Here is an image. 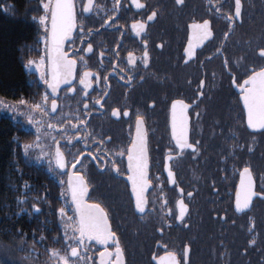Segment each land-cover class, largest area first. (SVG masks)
<instances>
[{
  "label": "flooded vegetation",
  "instance_id": "obj_1",
  "mask_svg": "<svg viewBox=\"0 0 264 264\" xmlns=\"http://www.w3.org/2000/svg\"><path fill=\"white\" fill-rule=\"evenodd\" d=\"M140 2L157 10L158 19L149 22L145 34L136 36L131 25L142 20L146 10L137 9L131 0H120L119 7L116 0H92L91 5L88 0H74L77 28L72 41L75 43H67L64 51L70 59L77 58L75 79L59 91L58 109L54 113L51 111V92L45 84L49 99L39 107L40 110L47 108L44 112L48 122L47 135L51 139L47 141V160L35 159V131L17 121L28 136H33L31 144L27 143L29 150L26 153L49 166L58 178L62 190L60 208L64 207L67 213L63 220L58 214L59 242L55 249L46 251L42 263L62 264V258L66 257L69 264H100L99 253L105 251L103 245L93 241L79 246L78 257L71 256L68 245L75 246L78 242L74 237L79 234L66 230L64 223L78 221L68 185L75 170L70 167L64 171L59 169L56 155L59 148L66 161L72 160L70 152L81 159L84 167L78 164L77 169L88 181V202L100 203L108 212L112 229L124 249L123 264H172L169 252L179 256L186 245L191 247L187 264H264V200L254 199L252 208L245 213L235 211V195L240 192L244 166L252 168L256 190L264 189V130L253 132L247 127V114L237 86H243V80L252 69L259 70L264 66V59L259 56V49L264 47V0H241L242 16L231 28L225 16L234 13L235 0H185L183 5L176 4L175 0ZM89 7L90 11H82ZM204 20L211 21L213 35L201 42L197 30L189 25ZM226 32L228 37L224 40ZM144 35L148 37L150 57L147 68L139 60L144 47L140 41ZM88 43L92 44V53L86 50ZM189 43L195 46L196 57L186 65L183 61L187 58L185 49ZM201 43L202 47L199 46ZM117 44L120 45L118 49ZM160 44L164 47L160 48ZM221 44L224 56L230 62L227 66L216 54ZM101 51L105 53L103 58L99 55ZM117 51L118 57L114 54ZM129 52L137 58L134 69L127 63ZM208 56L212 59L208 60ZM113 64L125 69L124 81L113 74ZM85 71L94 74L87 97L83 96L85 89L79 83ZM128 76H132L131 87L126 83ZM139 76L144 79H137ZM201 80L205 81L203 89L199 88ZM69 87L76 91L66 93ZM201 90L205 92L204 97H198ZM104 92L108 95H103ZM97 98L104 101L103 108L93 107ZM175 99L194 105L189 109L190 142H200L196 156L189 149L181 155L171 137L170 105ZM197 100L202 101L198 106ZM85 102L92 109L87 117L82 107ZM116 109H120L119 118L112 115ZM125 111L129 112L128 116L123 115ZM137 111L144 116L148 132L149 179L156 189L150 188L146 193L148 211L144 214L134 209L131 182L127 180L130 174L127 156L116 155L130 146L135 137ZM197 111L199 120L195 116ZM84 118L88 120L86 125L79 123ZM101 134L104 135L102 142ZM250 148L253 150L249 151ZM169 151L172 161L167 160ZM93 156L98 159L93 160ZM112 161L120 168L119 174L109 169ZM169 164L177 172L185 193L194 191V198L185 200L191 217L188 227L171 217L151 212L153 207L159 209L167 199L168 207L178 214L179 192L167 180ZM64 172L68 175H63ZM156 177H160L159 183ZM160 184H163V191ZM253 220L255 230L249 232ZM161 227L163 232L158 230ZM251 238L256 239L255 246L250 245ZM107 247L109 252H114L113 244L109 243ZM104 260L105 264H112L115 256L106 255Z\"/></svg>",
  "mask_w": 264,
  "mask_h": 264
},
{
  "label": "snow or ice",
  "instance_id": "obj_2",
  "mask_svg": "<svg viewBox=\"0 0 264 264\" xmlns=\"http://www.w3.org/2000/svg\"><path fill=\"white\" fill-rule=\"evenodd\" d=\"M89 5H91L92 0H88ZM131 3L137 9H145L144 18L142 20L132 23L131 27L135 32L136 36H141L145 34L149 28V22H155L158 19V12L154 8H149L145 3H141L140 0H131ZM175 3L178 5H183L185 0H175ZM120 0H116V6L119 7ZM44 15L39 17L38 23L42 27L44 32L43 43L47 48L49 39L51 41L53 56H52V72L51 78H48L47 73L41 74V79L48 88L51 89V111H57V99L59 95V90L61 85H71L73 79H75V69L77 66V58H69L68 53L64 51V44L67 41L72 40V33L76 30V13L75 5L73 0H48L47 3L43 4ZM7 10V9H6ZM89 8H84L82 11H90ZM219 11V9H217ZM242 16V3L241 0H235L234 13L226 15L225 19L230 26H234L237 21ZM36 19V18H34ZM109 24H112V21H108ZM242 23V20H240ZM193 30H197L201 42L209 40L212 38L213 32L211 28V21L204 20L203 23L193 22L189 25ZM83 31V28H81ZM50 34V35H49ZM228 33L226 32L223 36L224 40H227ZM39 42V41H38ZM75 43V41H72ZM144 46L142 55L139 57L140 63L143 64L144 68L148 67L149 63V51H148V37L144 35V38L140 41ZM202 47V43L199 45ZM119 44L116 45L118 49ZM160 48H163L164 45L160 44ZM87 52L92 53L93 47L91 43L87 44ZM224 47L221 44L216 50V54L220 55L223 59V63L227 66L230 62L226 56H224ZM117 57L119 52L114 53ZM100 57L103 58L105 53L101 51L99 53ZM186 59H184V64H188L189 60H192L196 57L195 46L191 43L188 44L185 49ZM259 56L264 59V47L259 49ZM78 58L83 60L82 56L78 55ZM208 60H211L212 57L208 56ZM86 63V61H85ZM127 63L133 66V69L137 65V58L134 53H128ZM113 74L117 75L120 80L124 81L126 77V72L124 68H119L117 64H113ZM133 69H128V71H133ZM94 74L91 71H85L83 77L79 80V83L83 85L85 89L83 91V96L87 97L89 95L88 90L92 87L91 77ZM215 75V74H213ZM107 79V77H105ZM139 80H143V76L137 77ZM99 80V76H97ZM236 81L233 79L232 81ZM126 83L129 87L132 86V76L127 77ZM191 83V81H189ZM205 81L201 80L199 83V88L203 89ZM239 87L241 97L243 100V109L247 114V127L251 128L253 132L264 130V66L260 67L259 70L252 69L247 79L243 80V86L237 85ZM75 92L76 89L69 87L65 92ZM103 95L107 96L108 93L104 92ZM204 91H198V97H204ZM49 99V93L45 92L43 97L44 102H47ZM21 104H24L25 101L21 100ZM202 101L197 100L196 105L198 106ZM99 105L101 108L104 107V101L102 99H95L93 102V107ZM36 108H39L40 105H35ZM83 110H85V117L89 115L92 111L89 108L88 103H83ZM155 107V104L152 105ZM194 105L192 103H186L183 99H175L171 102V137L175 141L176 146L180 149V154H184V150H191L193 156L198 155L200 150L199 140H194L190 142V133L192 131L191 117L189 115V109H192ZM112 115L119 118L121 115L120 109H116L112 112ZM124 116H128L129 112L125 111ZM197 120H199L200 113L195 112ZM80 124H87V118L80 119ZM79 127V125H76ZM87 129H85L86 131ZM101 142L104 141V135L100 136ZM108 141H111V137H108ZM148 132L145 128L144 116L137 111L135 118V137L130 142L124 150H119L116 155L119 157L127 156V169L130 173L127 176V180L131 182V193L134 197V209L141 214H144L148 211V199L146 193L148 189L152 188L153 191L156 189L153 188L152 181L149 179V156H148ZM28 145H25V151L28 149ZM253 149H249L252 151ZM57 162L60 169H66L70 167L75 170L72 171L71 176L68 180V185L71 190V200L74 205L73 212L78 214V221L75 223H64L65 229H71L73 232H77L79 235L74 237L78 242L75 246L68 245L71 249V256H79V246L87 245L95 241L97 244L103 245L105 251H101L99 256L101 257L100 264H105L104 257L108 255L111 257L115 256V260L112 261V264H123L121 257L124 254V249L120 245V239L117 236V233L112 229V225L109 221L108 212L105 208L101 207L100 203L88 202V193L89 185L88 181L85 179L84 175L81 174L80 169H77V165L80 164L81 168L84 165L81 163V159L78 158V154L69 153L72 156L71 161H66L64 154L60 151L59 148L56 150ZM93 160L98 158L93 156ZM168 161L173 160L171 151H169L167 156ZM179 163V161H177ZM110 170H113L119 174L120 168L117 166L116 161H112L108 165ZM167 171V180L171 185L176 186V189L179 192V198L177 200L178 205V214L173 212L171 207H168V200L164 199L162 206L157 209L153 207L151 212L153 214L162 215V217H171L175 220L181 222L184 227H188V221L191 219L189 215L188 204L185 203V200H191L194 198V191L189 190L185 193V189L181 187V181L178 179L177 172L173 170V166L169 164L166 168ZM63 175L67 176L68 173L64 172ZM242 180L240 183V192L235 195V211L239 213H245L246 210H250L253 206V201L256 198L264 200V189L260 191L256 190L255 181L252 178V168L250 166H244L241 173ZM157 182L159 183L160 177H156ZM160 190L163 191V184H160ZM218 192V190H217ZM37 213L41 212L39 207H35ZM59 215L63 220V217L67 215L65 208L61 207L59 209ZM186 217L188 219L186 220ZM221 219L227 220V217H222ZM68 220L71 221L72 217H68ZM235 224V220L232 221ZM170 228L171 225H168ZM160 232L164 231V228L161 227L158 229ZM255 230V222L251 221L250 227L248 228L249 232ZM18 236H23L24 233L19 229L16 233ZM65 237H67V231H65ZM45 238L40 237V240L43 241ZM59 242V241H54ZM109 243L113 244L114 252H109L108 245ZM257 243L255 238L250 239V245L255 246ZM166 246V245H165ZM191 252L190 245H186L181 254L178 256L176 252H169V255L172 258V264H187V257ZM54 256H58L57 253H53ZM0 264H3V260L0 259ZM62 264H69L68 259L62 258Z\"/></svg>",
  "mask_w": 264,
  "mask_h": 264
},
{
  "label": "trees",
  "instance_id": "obj_3",
  "mask_svg": "<svg viewBox=\"0 0 264 264\" xmlns=\"http://www.w3.org/2000/svg\"><path fill=\"white\" fill-rule=\"evenodd\" d=\"M45 0H0V105H37L47 91L26 66L47 58L38 23ZM7 9V10H6ZM36 18V19H34ZM39 41V42H38ZM44 100H42L43 102ZM23 126L0 110V259L3 264H43L58 245L61 186L49 166L30 157ZM35 207L41 212L37 213ZM24 233L18 236L17 230ZM43 236L45 239L40 240ZM56 246H53V245Z\"/></svg>",
  "mask_w": 264,
  "mask_h": 264
},
{
  "label": "rangeland",
  "instance_id": "obj_4",
  "mask_svg": "<svg viewBox=\"0 0 264 264\" xmlns=\"http://www.w3.org/2000/svg\"><path fill=\"white\" fill-rule=\"evenodd\" d=\"M48 0H45L47 3ZM28 71L34 72L38 75L40 82H43L41 79V74L48 72V66L45 56L43 55L37 60L30 61L26 66ZM40 106L43 105V102L39 103ZM45 107V105H44ZM46 108V107H45ZM45 108H36L35 105L31 104H7L2 103L0 105V110L5 113L12 114L16 121L23 123L24 125H29L33 128L36 134V142H35V149H36V156L35 159L38 161H45L48 159V143L50 141V137L47 135V127L46 124V114L44 112ZM47 109V108H46ZM44 122V124L42 123ZM27 145V144H25ZM25 149V147H24ZM29 147L27 149L28 152Z\"/></svg>",
  "mask_w": 264,
  "mask_h": 264
},
{
  "label": "water",
  "instance_id": "obj_5",
  "mask_svg": "<svg viewBox=\"0 0 264 264\" xmlns=\"http://www.w3.org/2000/svg\"><path fill=\"white\" fill-rule=\"evenodd\" d=\"M54 2H55V0H54ZM73 2H74V0H73ZM74 5H75V3H74ZM75 32V31H74ZM74 32L72 33V39H73V34H74ZM50 35V34H49ZM72 40H70V41H67L65 44H64V49H65V46H66V44L67 43H69V42H71ZM52 56H53V51H52V46H51V41H50V39H49V43H48V78L50 79L51 78V72H52ZM66 86H68V85H61V87H60V90L61 89H63L64 87H66ZM48 90L51 92V89L50 88H48ZM59 90V91H60ZM58 98V96L56 97V99ZM57 109H58V105H57ZM54 113V112H53ZM58 159V158H57ZM57 165H58V162H57ZM58 167H59V165H58ZM60 169V168H59ZM61 171H64L65 169H60Z\"/></svg>",
  "mask_w": 264,
  "mask_h": 264
}]
</instances>
